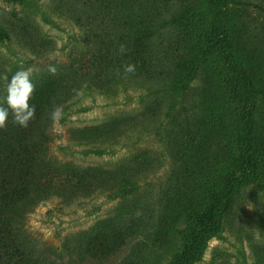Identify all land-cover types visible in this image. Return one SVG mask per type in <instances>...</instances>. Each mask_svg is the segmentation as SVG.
Returning a JSON list of instances; mask_svg holds the SVG:
<instances>
[{
    "label": "rangeland",
    "instance_id": "1",
    "mask_svg": "<svg viewBox=\"0 0 264 264\" xmlns=\"http://www.w3.org/2000/svg\"><path fill=\"white\" fill-rule=\"evenodd\" d=\"M99 1L0 0V24L7 31L0 40V75L34 67L35 89L53 76L62 91L42 124L31 198L7 216L17 241L38 264H96L94 259L105 255L93 245L100 228L107 230L108 248L116 239L114 264H125L140 245V264H174L187 243L189 220L154 239L146 235L156 230L166 206L171 211L177 205L179 188L226 173L234 152L231 148L226 155L217 145L244 122V106L236 96L240 85L222 62L217 43L204 46L199 37L210 21L227 27L237 59L264 89V0H230L217 16L214 0H170L163 7L166 23L149 45L161 50L158 77L170 78L169 67L175 74L178 88L167 93L169 98L156 90L157 80L152 85L125 76V52L120 74L110 79L116 40L126 45L129 39L122 35L129 28L122 20L118 32L113 1L98 7ZM193 13L199 29L186 26L196 24ZM174 16L185 21L173 22ZM204 49L207 55L200 52ZM197 52L199 58L189 63ZM49 66L56 67L55 75ZM183 68L194 69L185 75ZM5 98L0 80V105ZM56 107L63 115L54 124ZM169 109L172 114L166 116ZM187 112L193 116L192 133L183 126L177 133L175 119L181 121ZM257 112L264 126V98ZM260 178L242 187L230 217L193 264H264L263 173ZM113 222L122 226L119 232ZM129 234L132 241L126 245ZM108 248L104 252H112Z\"/></svg>",
    "mask_w": 264,
    "mask_h": 264
},
{
    "label": "trees",
    "instance_id": "2",
    "mask_svg": "<svg viewBox=\"0 0 264 264\" xmlns=\"http://www.w3.org/2000/svg\"><path fill=\"white\" fill-rule=\"evenodd\" d=\"M169 1L111 0L118 22L116 30L119 32L122 20L127 23V28H129L128 34L122 35V37L129 39L127 44L124 45L126 49L124 54H127L128 60L123 62V65L127 63L136 65L135 80H142V82L148 80L152 85L157 80V84L162 88L156 90L164 91L163 93L167 98H169L167 93L174 92L172 88H178L177 85H173L175 74L169 67L168 74L170 78L164 81V79L158 77L161 70L158 69L156 62L159 61L158 57L161 50L156 44L151 46L149 43L154 40L155 35L161 34L160 27L166 23L165 20L168 16L163 7L167 6ZM229 1L214 0L212 2L215 8L213 16H217L219 11H223ZM99 3L98 7L106 5L104 0H100ZM193 17L195 18L194 13ZM185 18H188V15ZM185 18L179 17L177 20L174 16L172 21L179 22L183 19L184 22ZM195 21L196 24L190 21L186 23V26L192 27V25H195L197 27L193 29H199L196 18ZM6 33V29L0 24V40L5 38ZM116 39L114 38L113 41ZM201 39L204 46L217 43L218 54L222 62L240 85L239 96H236L244 106V122L238 124V130L229 134L227 139L220 141L217 145L220 151L226 155H229L231 148L234 152L233 155L230 154L226 173L217 180L211 177L206 181L207 183L200 186L196 183L194 186L185 185L183 188H179V191L183 190L179 192L180 200L178 199L177 205L170 206L171 211L166 206L155 224L156 230L146 235V237L154 239L161 233L164 234L169 231L179 222L189 220L190 229L185 235L187 243L174 264H193L207 247L209 239L222 229L223 223L230 217L233 201L241 192L242 187L252 180L261 179L260 174H264V132L261 131L264 126L260 123L257 115L258 100L264 98V89L255 86L248 69L237 59L235 43L227 27L215 25L214 21H210L207 26H204L199 41ZM116 44L114 46L116 49L114 50L116 52L114 54V64L112 63L114 68L113 77L110 79H114L117 74L116 69L122 67L123 55L118 51L121 44L118 43V40H116ZM200 52L205 55L209 53L205 49ZM164 53L169 54V50L165 49ZM191 58L189 63H194L195 59L199 58V52L191 55ZM192 69L194 68H183L184 74L187 75V72ZM108 71L106 76L112 72L110 69ZM130 76L132 75L130 74ZM141 86L146 88L142 83ZM60 89L59 79L52 76L43 80L34 90L30 100V104L35 106L36 112L34 119L29 122L28 126L25 128L15 124L9 110L7 126L5 129H0V264H38V260L32 254L26 252L17 241L7 212L11 208L17 207L19 203H25L31 198L32 187L34 186V168L39 160L38 142L44 137L42 124L50 106L62 93ZM172 107L171 104V109ZM171 109L166 112V116H171ZM174 125L177 126V129L182 128V126L187 127L190 131L193 125V116L187 112L181 121L175 119ZM177 133H182V130H177ZM233 145L237 147L236 153L232 147ZM172 175H175L174 172ZM262 183L264 186V180H262ZM165 188L162 189L165 190L164 198L167 197L169 202L172 198L169 190ZM112 225L117 226L115 229H119L118 232L121 230L122 226L120 224L113 222ZM106 236L107 230L105 228H100L93 236L95 242L93 245L96 248L99 245V248L102 249L98 254H105L95 258L93 263L106 264L108 260L113 261V264L116 262L115 254L118 252V246L115 245L116 239L113 240L112 247L108 248L107 243L109 244V241ZM113 236H116V234H113ZM128 237V240L124 241L126 245H130L132 241L130 234ZM138 247L139 251L142 245ZM106 248L108 250L112 249V252H104ZM138 251H132L128 255L125 264H140L139 261L143 260V257Z\"/></svg>",
    "mask_w": 264,
    "mask_h": 264
},
{
    "label": "clouds",
    "instance_id": "3",
    "mask_svg": "<svg viewBox=\"0 0 264 264\" xmlns=\"http://www.w3.org/2000/svg\"><path fill=\"white\" fill-rule=\"evenodd\" d=\"M118 51L123 54L126 49L124 45H121ZM38 69L34 67H28L25 69L17 70L14 74L9 77L7 72L0 75V80L4 82L6 98L4 103L6 107L0 105V129H5L9 117V110L13 122L20 127H27L29 122L35 117V106L30 104L32 94L35 90V85L32 82V76ZM47 71L55 75L56 67L49 66ZM123 72L125 76L131 74L134 75L136 72V65L127 63L123 65ZM117 75L120 74V69H116ZM62 109L60 107L54 108L51 114L53 123H58L62 119Z\"/></svg>",
    "mask_w": 264,
    "mask_h": 264
}]
</instances>
